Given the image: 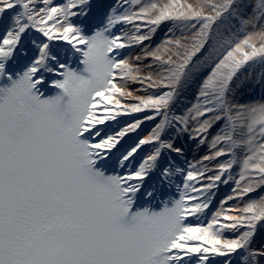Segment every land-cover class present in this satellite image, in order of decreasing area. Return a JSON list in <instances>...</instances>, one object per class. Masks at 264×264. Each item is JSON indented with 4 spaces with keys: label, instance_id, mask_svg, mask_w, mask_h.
Instances as JSON below:
<instances>
[{
    "label": "snow or ice",
    "instance_id": "obj_1",
    "mask_svg": "<svg viewBox=\"0 0 264 264\" xmlns=\"http://www.w3.org/2000/svg\"><path fill=\"white\" fill-rule=\"evenodd\" d=\"M168 21L191 35L146 46ZM257 64L264 0H0V264H264V195L224 207L264 191V103L233 91Z\"/></svg>",
    "mask_w": 264,
    "mask_h": 264
},
{
    "label": "rangeland",
    "instance_id": "obj_2",
    "mask_svg": "<svg viewBox=\"0 0 264 264\" xmlns=\"http://www.w3.org/2000/svg\"><path fill=\"white\" fill-rule=\"evenodd\" d=\"M179 3H193V4H201L204 2H207V0H178ZM246 3H251L252 0H245ZM126 7L128 5H125ZM133 7H136L133 5ZM171 29V31H170ZM251 31V29H249ZM183 36H190L191 34L187 31H183L182 29H177L176 27H173V22L168 21L162 24L156 33L152 36V39L149 41H145L146 46H150L151 48H155L156 46L160 45L165 40L171 38L173 40L180 39ZM130 52L135 53L134 55L141 54V47H134L132 49H127L125 53ZM152 63L150 60H144L141 63V67L144 69L145 72L149 71L147 65ZM242 75L240 81L237 82L236 87L234 88V98L235 102L240 104H256V103H264V84L260 83V77L264 75V67H261L260 65H253L252 67L248 68L247 71H244V69H241ZM141 85L138 84V87L136 90L137 95H142L143 92L139 91ZM133 94V95H134ZM197 99V92H196V86L193 85L192 88L188 89L181 97L180 103L174 107V112H184L189 106L196 103ZM145 114L144 113H135L132 116H124L120 117L119 119L122 120L123 123H126L127 121H133L137 118H143ZM157 123V121H145L141 127L139 128V131L137 130L134 133H130L129 136L132 137L131 142L135 139L136 136L139 138L146 137L151 133V130L153 129L154 125ZM111 124V123H110ZM113 127L114 124H111ZM143 128V131H142ZM141 129V130H140ZM217 131V129L213 128L212 133L214 134ZM142 133V134H141ZM177 136V133L174 131H169L166 134V138L171 137L172 138ZM189 133H185L181 136V140H178L176 145L181 146L184 148V156L189 159V162L187 164H184L183 162H180L178 160L183 161V157L177 158V162L183 166L185 169H188L190 165H192L194 162H198L201 160V158L208 153L209 148L207 145H204L201 147L197 143L195 139H189L188 138ZM178 137V136H177ZM137 138V139H139ZM200 147V148H199ZM145 153H147L150 150V146H145ZM223 160V158H221ZM198 165V164H197ZM199 166V165H198ZM238 171V169L236 170ZM182 179V178H181ZM179 182V181H177ZM234 187V184L229 185H223L221 184L216 197L214 201L213 211L220 208L219 204L221 201H223L227 196L232 194V189ZM174 191V190H173ZM264 195V191H257L251 193L249 196L244 197L243 201H236L231 200L228 201L226 205H224L225 209L228 207H234L236 204H240L243 206V203H246L250 198L256 199L259 196Z\"/></svg>",
    "mask_w": 264,
    "mask_h": 264
},
{
    "label": "bare ground",
    "instance_id": "obj_3",
    "mask_svg": "<svg viewBox=\"0 0 264 264\" xmlns=\"http://www.w3.org/2000/svg\"><path fill=\"white\" fill-rule=\"evenodd\" d=\"M125 51H127V50H125ZM126 55H130V56H132V57H134L135 55V53H133V52H130L129 54H128V52H126L125 53ZM137 87H138V83H129L128 84V88L130 89V90H132L133 91V94L134 93H136V90L135 89H137ZM134 95H137V94H134ZM121 125H123V123H121ZM108 127H113V126H108ZM114 127H116V125L114 126ZM129 138V136L128 137H125V139H124V141H122V144H124L125 146L126 145H128V141H127V139ZM175 142H177V140L175 139ZM202 147V146H201ZM200 148V147H199ZM181 157H183V161L180 159V160H178V161H180V162H183L184 164H187L188 162H189V159L188 158H186V156H181ZM193 164H197V162H194ZM198 166V165H197ZM219 206H220V204H219Z\"/></svg>",
    "mask_w": 264,
    "mask_h": 264
}]
</instances>
